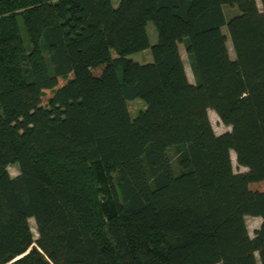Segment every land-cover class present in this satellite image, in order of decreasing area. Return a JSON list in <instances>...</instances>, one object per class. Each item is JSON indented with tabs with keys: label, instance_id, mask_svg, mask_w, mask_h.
<instances>
[{
	"label": "trees",
	"instance_id": "obj_1",
	"mask_svg": "<svg viewBox=\"0 0 264 264\" xmlns=\"http://www.w3.org/2000/svg\"><path fill=\"white\" fill-rule=\"evenodd\" d=\"M260 3L0 0V264H264Z\"/></svg>",
	"mask_w": 264,
	"mask_h": 264
},
{
	"label": "rangeland",
	"instance_id": "obj_2",
	"mask_svg": "<svg viewBox=\"0 0 264 264\" xmlns=\"http://www.w3.org/2000/svg\"><path fill=\"white\" fill-rule=\"evenodd\" d=\"M115 4H117V2L119 0H112ZM259 8L261 9V3L260 0H257ZM223 10H224V14L226 16L227 19L231 18V16H234L235 14L240 13V10L238 8L237 5H229V4H225L223 6ZM231 15V16H230ZM223 32L228 36V49H229V54L232 58H234V51L232 48V44L231 41L229 39V35H228V31L227 28L224 26L222 27ZM148 33L150 36V39L152 42H156L157 41V32H156V28L152 23H149L148 25ZM180 49H181V54H182V58L186 67V71H187V75L189 77V80L193 83L194 79H193V74L191 72L189 63H188V58L187 55L185 53L184 50V46L180 45ZM130 59H132L135 62H139V63H145V62H149L152 60V56H151V50L150 49H146L144 51L141 52H137V53H133L129 56ZM128 108L129 111L131 113L132 118H136L137 115L139 114V112L142 109H145V103L137 98L134 100H130L128 102ZM209 118L211 120L213 129L215 131L216 134H223L225 132H228L231 130L230 127L226 126L218 117V115L215 113V111L213 110H209ZM231 155H234V152H231ZM233 167L235 172H243L246 171V169L244 167L238 166L236 161H233ZM9 172L12 176H16L19 173V168L17 165H11L9 167ZM251 189L254 190H260V191H264V182L261 183H253L250 185ZM31 221V225L33 227V231H34V235L35 237H37V232H36V228H35V222L33 219L30 220ZM261 223V218L259 217H255V216H247L246 217V224L248 227V230L250 232V235L253 236L254 235V231L260 226Z\"/></svg>",
	"mask_w": 264,
	"mask_h": 264
},
{
	"label": "bare ground",
	"instance_id": "obj_3",
	"mask_svg": "<svg viewBox=\"0 0 264 264\" xmlns=\"http://www.w3.org/2000/svg\"><path fill=\"white\" fill-rule=\"evenodd\" d=\"M231 157H232V162L233 161H236V156H235V154L234 155H231ZM30 223H31V221H30ZM32 226V225H31ZM33 228V227H32Z\"/></svg>",
	"mask_w": 264,
	"mask_h": 264
}]
</instances>
